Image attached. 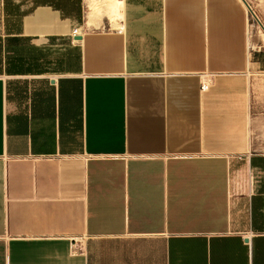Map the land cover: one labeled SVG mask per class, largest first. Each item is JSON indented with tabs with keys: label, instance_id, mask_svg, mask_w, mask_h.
<instances>
[{
	"label": "crops",
	"instance_id": "1",
	"mask_svg": "<svg viewBox=\"0 0 264 264\" xmlns=\"http://www.w3.org/2000/svg\"><path fill=\"white\" fill-rule=\"evenodd\" d=\"M88 1L0 0V264H264L248 0Z\"/></svg>",
	"mask_w": 264,
	"mask_h": 264
},
{
	"label": "rangeland",
	"instance_id": "2",
	"mask_svg": "<svg viewBox=\"0 0 264 264\" xmlns=\"http://www.w3.org/2000/svg\"><path fill=\"white\" fill-rule=\"evenodd\" d=\"M248 2L249 7L251 6L253 8L252 10L250 7L251 10H249L254 12L260 22L264 25V0H248ZM252 12L250 15V23L253 26V32L259 36L258 32L260 31V33H262L264 31L258 24ZM259 39L264 45V42L262 41L260 36ZM261 78H264V74L253 76L250 81L252 89L251 103L253 104L252 112L250 115V128L252 120L256 119L257 128L253 132V134H255L253 138H255L256 140H260L259 148L264 149V79ZM259 79H261L260 84L257 83Z\"/></svg>",
	"mask_w": 264,
	"mask_h": 264
},
{
	"label": "bare ground",
	"instance_id": "3",
	"mask_svg": "<svg viewBox=\"0 0 264 264\" xmlns=\"http://www.w3.org/2000/svg\"><path fill=\"white\" fill-rule=\"evenodd\" d=\"M88 2L89 26H95L97 20L107 17L112 22L114 27H118V23H120L118 21L123 17V0H89Z\"/></svg>",
	"mask_w": 264,
	"mask_h": 264
},
{
	"label": "water",
	"instance_id": "4",
	"mask_svg": "<svg viewBox=\"0 0 264 264\" xmlns=\"http://www.w3.org/2000/svg\"><path fill=\"white\" fill-rule=\"evenodd\" d=\"M247 6L249 7V5L247 4ZM250 8V7H249ZM251 10V9H250ZM252 12V11H251ZM253 16L255 17V19L257 20L258 24L260 25V27L262 28V30L264 31V25L260 22V20L257 18V16L255 15L254 12H252Z\"/></svg>",
	"mask_w": 264,
	"mask_h": 264
},
{
	"label": "built area",
	"instance_id": "5",
	"mask_svg": "<svg viewBox=\"0 0 264 264\" xmlns=\"http://www.w3.org/2000/svg\"><path fill=\"white\" fill-rule=\"evenodd\" d=\"M73 33H74V34H78L77 30H74ZM207 88H208L207 85H203V86H202V89H207Z\"/></svg>",
	"mask_w": 264,
	"mask_h": 264
}]
</instances>
